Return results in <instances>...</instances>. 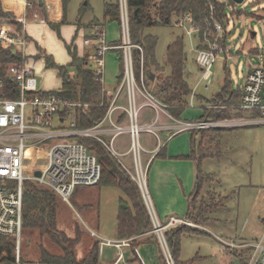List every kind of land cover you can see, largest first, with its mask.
<instances>
[{"label": "rangeland", "instance_id": "rangeland-1", "mask_svg": "<svg viewBox=\"0 0 264 264\" xmlns=\"http://www.w3.org/2000/svg\"><path fill=\"white\" fill-rule=\"evenodd\" d=\"M104 1L68 0L65 23L60 27H66L67 31L72 32L71 34L74 35L76 29L81 27L78 26L79 22L84 23L93 19L103 22ZM106 1L114 2L115 0ZM220 1L227 2V0ZM226 10L227 13L236 10L240 11L241 14L238 18L230 17L228 24L223 28V31L227 33L225 41L227 52L226 54L223 52L216 54L209 83L201 80L202 71L194 61L198 40L195 32L189 33V23L180 27L173 21L171 25L151 27L146 30L147 33L157 38L155 59L162 69L156 74L154 73L155 76H164L169 73V67L165 65L167 46L176 36H183L184 50L187 58L185 65L187 82L192 91H194L195 96L193 107L189 105V96L185 109L181 114V120L194 121L197 116L202 114L203 109L197 97L211 98V96L222 89L225 83L229 84L232 89H236L244 83V78L249 70L254 68L258 63L259 55L250 52V50L253 48L260 51L262 48L264 0H244L241 4L228 5ZM0 22L7 25L12 24L16 27L22 25L13 14H11V17L1 18ZM108 23L106 24V28L105 26L103 28L107 43L110 42V37H119L120 34L118 23ZM96 26L92 25L90 27L91 30ZM54 33L55 39L60 40V48L56 50L58 52V55H56L57 60H54L59 65L66 66L69 59L68 45H64L59 35L55 31ZM72 35L68 39V44L74 39ZM216 35V32L209 31L204 36L203 44L206 46L208 42H213ZM74 37L75 40L80 39V35L78 34ZM80 41L82 40L80 39ZM34 50L35 46H32L27 49V52L29 55H35L34 53H30V51L34 52ZM114 54V51H109L105 57L104 85L108 89L115 84L116 76L119 74V61L112 60L115 57ZM27 58L30 59L29 66L35 70L38 76V89L58 90L60 81L56 71L46 68L40 64L39 60H33L31 56ZM107 59H109L108 63ZM89 64L90 67H93L94 62L92 57ZM136 65L138 66V63L135 59L134 66ZM41 71H44L43 77L40 76ZM69 71L73 72L71 69ZM137 72L135 70V80L137 86L140 88L141 82ZM145 83L148 86L147 81ZM211 108L215 109L216 106L213 105ZM234 119H237L240 123L230 127H211L201 130L196 134V140L193 143L195 147H199L201 140L204 139L203 150H198L197 153L201 156L200 171L202 173H210L214 182L209 183L211 190L208 193H204L205 189L202 188L203 190L200 192V195L192 202V209L195 208L192 211V216H197L198 207L201 205L202 208L214 203H222L223 205L211 210L207 214L210 217L208 221H201V219L193 220V218L187 219L193 226H184L199 231V234L182 236L179 256V260L182 263L195 257L198 258L192 264L234 263L239 257H242L241 251L244 249L230 247L227 243H252L262 238L264 239V122L262 121L264 119L251 111H244L240 115L232 116L228 119L207 121L220 125L221 122ZM202 135L204 138H202ZM146 137L143 133H140L139 141L141 145L146 144ZM107 139H109V136ZM129 143V136L123 134L116 139L115 148H118L122 152L126 151ZM141 157L143 158L144 166L145 156L143 153H141ZM121 159L133 173L134 168L132 167L131 155H126ZM44 163L43 158L33 157L26 159L24 174L26 176H33L35 170L42 168ZM145 180L146 189L151 200L147 176H145ZM206 182H209V180ZM204 186L207 185L204 184ZM224 196H226V199ZM121 199H125V197L117 187L78 186L70 204H60L57 211L58 228L65 232L69 238L75 237L76 230L81 232L80 241L75 246V256L78 261L86 256L93 242L105 241V238L111 237L114 233L117 224V213L123 206L120 203ZM211 218L215 220H211ZM179 225L167 227L164 230L165 239L166 231L174 229ZM92 232H95V235ZM150 232L156 237L153 232V223ZM100 236H103L104 239ZM219 239L223 240L220 242ZM41 244L50 252L59 253V249L51 244L47 238H40L36 235L30 240L21 235L19 249L20 256L22 257L21 264H31L37 257ZM158 244H155L152 250L149 248L147 251V264H161L158 252L159 248L161 250V247ZM138 246V249L143 248L146 250L148 249L147 247H150L149 244L143 242ZM104 256V259L100 260V263L110 264L115 254L111 255V250L107 248ZM106 256H109V260ZM129 256L132 257V252L127 247L125 248V254L123 251V260L116 264H140L139 261L133 260V258L129 259ZM106 260L108 261L106 262Z\"/></svg>", "mask_w": 264, "mask_h": 264}, {"label": "built area", "instance_id": "built-area-1", "mask_svg": "<svg viewBox=\"0 0 264 264\" xmlns=\"http://www.w3.org/2000/svg\"><path fill=\"white\" fill-rule=\"evenodd\" d=\"M23 14L18 18L21 26H25L30 18L39 19L36 12L31 17L27 11L33 8L29 0H22ZM121 38L120 44L111 45L106 42L104 29L96 26L91 30L84 45L93 50L92 72L94 79L105 89L104 69L107 52L119 50L124 64V73L115 95L104 118L95 126L77 128L73 117L75 103L67 102L60 97L41 95L37 87L34 71L25 62L20 65H10L8 76L14 82V88H6L0 78V235L15 239V263L20 264V241L22 235L23 184L31 181L54 192L64 203L70 204V198L78 186L93 187L100 180L101 167L96 156L78 138H92L100 142L129 174L141 193L155 233L161 247L165 264H175V260L164 236L167 227L179 224L193 226L187 219L171 218L167 225H162L155 216L152 202L146 189V168L141 159L142 147L139 141L140 133L157 134L161 130L158 120L160 114H166L167 106L154 97L146 86L147 70L144 68V50L141 46L132 44L129 38L128 18L125 0H120ZM189 23V33H196L194 23L189 14L175 20L178 26ZM217 33L213 42H208L206 48L195 50V63L202 71V81L210 82L211 69L215 63L216 54L223 52L219 44L222 26L213 21ZM26 41L20 33L10 32L7 24L0 22V47L14 49L18 54L24 53ZM138 63L139 88L135 80L134 60ZM239 108L251 111L264 119V34L262 48L259 51L257 65L244 78L241 86ZM125 93L127 105L117 104L119 96ZM18 94L16 98L4 95ZM29 94H35L29 97ZM142 99V103L139 100ZM194 91L190 95V107H193ZM102 105V104H100ZM86 106V105H85ZM146 107L153 112V119L147 124L139 123L140 110ZM70 113L63 116L65 110ZM115 112L127 115L125 123H117ZM264 122V120H262ZM240 123L238 120L224 121L220 125L207 120L177 121L180 131H201L211 127H230ZM165 128V127H164ZM127 134L130 139L125 153L115 148L116 139ZM109 136V139L107 137ZM131 155L134 172L126 166L121 158ZM43 158L44 165L36 169L33 176H26L25 161L28 158ZM39 172V176L35 173ZM95 235L94 233H92ZM127 245V241H121ZM225 243V242H224ZM230 247L248 249L239 257L238 264H264V239L252 243H227Z\"/></svg>", "mask_w": 264, "mask_h": 264}, {"label": "trees", "instance_id": "trees-1", "mask_svg": "<svg viewBox=\"0 0 264 264\" xmlns=\"http://www.w3.org/2000/svg\"><path fill=\"white\" fill-rule=\"evenodd\" d=\"M29 1L33 3V8L27 11L28 16L31 17L32 13L36 12L40 19L44 20L58 33L60 26L65 23L68 0H62V19L59 23H52L48 20L45 9L39 4L38 0ZM125 2L130 41L132 44L143 48L145 54L144 68L154 77L153 80L147 77V87L156 99L167 106V110L172 116L180 118L192 93V89L187 82L185 67L187 58L184 50L183 36H176L167 46L165 65L169 67V73L164 76H155L162 69L155 59L157 38L147 33L146 30L151 27L171 25L176 19L189 14L196 29L197 48L201 49L206 48L203 44L204 36L209 31H214L213 21L218 22L222 28H225L230 17L238 18L241 12L233 10L227 13L226 8L228 5H235L232 0H227V2L220 0H125ZM6 17H11V14L4 12L0 4V19ZM103 17L104 20L109 19L120 24L119 0H115L114 2L104 1ZM92 25H97L101 29L104 28V22L94 21L90 22L87 26L91 27ZM226 37L227 33L223 31L221 37L218 39L221 46H224ZM117 44H120V41ZM67 48L70 62L66 66L57 64L51 56L45 57L46 67L55 69L57 76L61 80L60 91L41 92L40 94L48 97H60L67 102L75 103L73 117L76 127L80 129L93 127L104 118L113 95H109L104 91V87L94 79L92 67L89 64L91 55L86 54L80 58L71 45H68ZM252 51L259 55V50L253 49ZM21 63L22 59L19 54H13L10 49L0 48V78H2L6 88H14V82L7 74L8 67L10 65H20ZM69 69L73 72L71 73ZM135 70L137 72V65L135 66ZM123 73L124 64L119 54L117 85L121 83ZM34 95L29 94V97H33ZM240 95V88L232 89L229 84L225 83L222 89L210 99H205L201 96L197 97L198 100L204 101L209 106H216L215 109H204L203 115L198 120H221L240 115L243 112L239 108ZM4 96L16 98L18 94H6ZM70 110V108H67L63 116H67ZM126 117V113H121L116 118V122L121 123ZM196 132L193 131V133ZM78 141L84 144L96 156L101 167L100 180L96 186L117 187L125 197V199L120 200V203L125 205V208L122 206L117 214V239L130 240L131 244H136L139 236L152 230V221L137 184L132 181L117 159L100 142L85 137L78 138ZM208 180L213 181V178L210 175L206 174L203 176L199 173L197 187L192 195L191 204L200 195L203 182ZM74 193L70 201L73 200ZM61 203L64 202L51 190L31 181L24 182L22 235L30 240L36 235L40 238H47L51 244L59 249V253L55 254L41 244L38 261L42 264H100L99 241L91 244L86 256L82 260L78 261L76 259L75 246L80 241L81 232L76 230L75 237L69 238L65 232L58 228L57 211ZM191 204L186 215L187 218H193V220L201 219V221L209 220L210 218L207 214L211 210L223 205L222 203H214L204 208L201 205L198 207L197 216L193 217L192 211L195 208L192 209ZM194 234H199V231L184 225H179L174 229L166 231V241L176 264H192L198 258L195 257L184 263L179 260L182 236ZM155 240L158 243L156 237ZM15 246L14 238L0 235V264H16ZM241 252V254L247 253L248 249ZM161 258L163 264H165L163 255ZM19 262L20 264L22 263L21 256H19ZM227 264L234 263L230 262Z\"/></svg>", "mask_w": 264, "mask_h": 264}, {"label": "crops", "instance_id": "crops-1", "mask_svg": "<svg viewBox=\"0 0 264 264\" xmlns=\"http://www.w3.org/2000/svg\"><path fill=\"white\" fill-rule=\"evenodd\" d=\"M38 2L40 5L44 7L48 20L50 22L59 23L61 21L62 19V0H38ZM106 2H111V1H106ZM0 4L2 7V10L4 12L13 14L16 20H18V18H20V16H22L23 14L22 0H0ZM94 21L101 22L96 19L88 20L87 22H84V23L79 22L78 26H81V27H78L76 29L74 35L71 34L72 32L67 31L68 29L66 27H60L57 33V31L52 29L44 20L40 18L37 20H33L29 18L26 21V24L24 27L21 25L20 27H16L15 25H12V24L7 25V27L10 30V32L20 33L21 35H23L26 41V44L23 48L24 53L19 54V56L22 59V62H25L29 66L30 59H28L27 57L31 56L33 57V60H39L40 64L46 67L45 57L51 56L53 60L56 59V55H58V52L56 50L60 48V43H59L60 40L55 39L54 31L57 33V35H59V38L62 39V42L64 43V45L66 46L71 45L72 48L75 49V52L78 57L81 58L82 56L86 54H89L92 57L93 50L91 49V47L84 45V40L88 38L91 33V28L88 27L87 25L90 22H94ZM103 22L106 28L107 22H109L108 24H110V23H113L114 21L105 19ZM118 25L120 26V24ZM77 34L80 35V39L82 41H80V39L75 40L74 36L75 35L77 36ZM71 35H72V38L74 39H72L70 44H68V39L71 37ZM221 35L222 33L220 34V37ZM120 38H121V28H120L119 37H113V36L110 37L109 43L111 45H118L117 42L120 41ZM32 46H35V50L34 52L30 51V53H34L35 55H29L27 52V49ZM222 47H223V53L226 54L227 52L226 45L224 44V46ZM10 50L12 51L14 49H10ZM251 50H253V48ZM14 51L15 53L13 54H18L17 50H14ZM112 51L115 52L114 54L115 57H113L114 59L112 60L118 62L120 51L119 50H112ZM69 62H70V56L67 61V64ZM108 62H109V59H107V63ZM33 71H34L36 78H38L34 69ZM40 76L41 77L44 76V71H41ZM59 81H60V86L58 90H50V89L49 90L38 89V90L40 92L60 91L61 89L60 78H59ZM107 81H108V78H107ZM241 86H238L237 88H241ZM117 87L118 85H117V76H116L115 84L110 89L106 87L105 89H107L109 95L114 96L117 90ZM203 98L210 99L206 97H203ZM139 103H142V99L139 100ZM199 103L203 111H202V114L197 116L196 120L194 121H197L198 118H200L203 115L204 109L212 107V106L207 105L204 101H201V100H199ZM117 104L122 105V106L127 105V97L124 92L119 96ZM165 112L168 115H170L172 118H169L166 114H160L157 124L161 126V130L157 131L156 136L143 132L145 137L147 136L145 138L146 144L141 145L143 149L141 153H143L145 156L144 167L146 168L147 184H148L149 191L151 193V201L153 205V210H154L156 218L162 225H167L171 218L188 219L186 215H187L189 206L191 204L192 195L195 191V188L197 187L199 173L203 176L206 174L211 176L210 173H207V172L202 173L199 167L201 156L197 153H198V150H203L202 148L204 147V144H203L204 139L201 140V144L199 147H195V144L193 145V143H195V140H196V134L199 131H197L196 133H193V131H180L176 125L177 121L187 122V120H181V115H180V118H176L172 116V114L169 113L167 109H165ZM120 114L121 112H115L114 114L115 120ZM152 119H153V112L150 109L143 107L140 110L139 123L144 125V124L151 122ZM234 120H237V119H234ZM234 120H229V121H234ZM126 121H127V117L121 123H125ZM202 138H204L203 135H202ZM116 149L121 153H125L128 150L127 149L126 151L122 152L118 148ZM141 159L143 160L142 157ZM210 182L212 183V181L203 182L202 188L205 189V192L211 190V187H209ZM204 184H206L207 186H204ZM211 220H215V219L211 218ZM92 233L95 234V232H92ZM100 237L104 239L103 236H100ZM105 239H106L105 241L104 240L100 241L99 262L100 260L104 259L105 257L104 255L108 248L109 250H111V255L115 254V257L112 261H110V264H116L117 262L122 261L123 251L125 254V248L127 247H129L132 252V257L129 256V259L133 258V260L139 261L140 264H147V261H146L147 255H148L147 251L149 250V248H151L152 250L155 244H158L155 240L154 235L151 232H147L139 236L137 238L136 244H131V241L128 240L127 245H122L121 241H124V240L117 239L116 229L114 233L111 235V237L105 238ZM222 240L223 239H219L220 242ZM230 241H233V240H230ZM142 242L149 244L150 247H147L148 248L147 250L143 248L138 249L139 247L138 245H140ZM113 250L115 251V253ZM158 252H159L160 262L161 264H163L160 248ZM158 252L156 253L158 254ZM106 257L109 260V256H106ZM108 260H106V262ZM31 264H42L38 261V255L34 259V261L31 262Z\"/></svg>", "mask_w": 264, "mask_h": 264}, {"label": "water", "instance_id": "water-1", "mask_svg": "<svg viewBox=\"0 0 264 264\" xmlns=\"http://www.w3.org/2000/svg\"><path fill=\"white\" fill-rule=\"evenodd\" d=\"M232 1L235 4H241V3H243L244 0H232ZM40 3H41V1H40ZM12 53H15V51L12 50ZM147 77L150 78L151 80L154 79L153 75H151V73L149 71H147ZM39 174H40L39 172L35 173L36 176H39ZM123 208H125V205H123ZM234 264H238V261H234Z\"/></svg>", "mask_w": 264, "mask_h": 264}]
</instances>
